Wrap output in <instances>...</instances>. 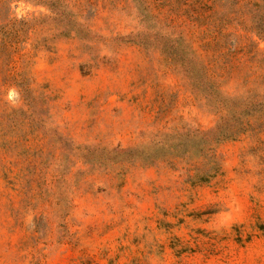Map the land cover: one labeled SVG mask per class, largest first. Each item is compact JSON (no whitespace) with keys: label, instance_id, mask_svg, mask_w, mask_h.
<instances>
[{"label":"rangeland","instance_id":"obj_1","mask_svg":"<svg viewBox=\"0 0 264 264\" xmlns=\"http://www.w3.org/2000/svg\"><path fill=\"white\" fill-rule=\"evenodd\" d=\"M54 1L0 0V264H264V0Z\"/></svg>","mask_w":264,"mask_h":264},{"label":"trees","instance_id":"obj_2","mask_svg":"<svg viewBox=\"0 0 264 264\" xmlns=\"http://www.w3.org/2000/svg\"><path fill=\"white\" fill-rule=\"evenodd\" d=\"M185 1H188V0H185ZM44 4L47 5L48 8L50 9V11L54 13V17L56 16L58 18L67 19V21L69 23L68 26H66L68 28V29H66L67 32L74 33L76 35H81V32H82L81 25L78 22H76L74 17H70V16L66 17V12H67L66 9H64L63 7L60 9L56 8V6H55L56 1H54V0H47V2H44ZM223 103L224 102H222V105L225 107L226 104H223ZM248 103L249 102L237 104V105H241V106L243 105L242 111H246V109H248L249 107H251L253 105L252 103L251 104H248ZM234 107H236V104H233L232 102H230V103L228 102V112H233Z\"/></svg>","mask_w":264,"mask_h":264}]
</instances>
